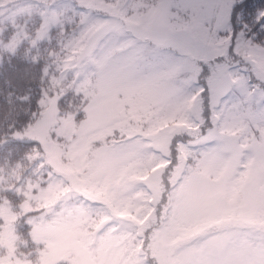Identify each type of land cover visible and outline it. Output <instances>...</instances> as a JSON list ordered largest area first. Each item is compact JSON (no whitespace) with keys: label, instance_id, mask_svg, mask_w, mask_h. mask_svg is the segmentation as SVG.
I'll list each match as a JSON object with an SVG mask.
<instances>
[{"label":"rangeland","instance_id":"rangeland-1","mask_svg":"<svg viewBox=\"0 0 264 264\" xmlns=\"http://www.w3.org/2000/svg\"><path fill=\"white\" fill-rule=\"evenodd\" d=\"M114 1L100 8L112 23L81 25L77 60L60 65L72 63L68 84L90 98L85 117L59 115L46 95L26 132L52 172L41 176L40 160L34 178L0 177L24 208L43 207L26 249L0 202V264H264V44L248 49L239 31L229 46L230 0H183L203 23L175 29L162 20L168 0L155 11L154 0Z\"/></svg>","mask_w":264,"mask_h":264},{"label":"trees","instance_id":"trees-1","mask_svg":"<svg viewBox=\"0 0 264 264\" xmlns=\"http://www.w3.org/2000/svg\"><path fill=\"white\" fill-rule=\"evenodd\" d=\"M178 1L180 0H168L165 3L167 7L162 13V20L168 21L170 28L175 29L181 19L187 22L186 26H189V23L192 25L194 21L196 24L203 23L202 21L197 23L200 17L189 11V5H183V0L177 4ZM160 2L161 0H154L152 5L155 7L151 10H158L161 7ZM230 2L231 10L227 19L230 27L225 30L227 32L225 35L231 39L229 46L232 45L239 31L246 36L248 49L256 44L262 46L264 0H230ZM116 3L114 0H95L94 10L90 11L73 0H0V177H10L13 169L19 168L18 176L34 178L42 167L40 160L46 166V169L43 168L40 173L41 176L45 178L49 172H52L45 162L47 158L45 144L37 138L26 137V132L44 114L43 98L46 95L49 96L47 100L56 101L60 110L59 115L75 120H82L85 117L90 98H83L81 92L75 90L71 83L68 84V78L74 77L72 63L67 65L68 71L65 66L60 65L67 59L77 60V53L70 42L76 30L93 17L98 21L101 16H110L104 19L106 23L101 24V21L96 23V27L111 24L112 22H109L113 20L111 10L106 9L103 12L100 8L103 6L112 8ZM124 4L125 2L121 1V7ZM54 6L58 8L54 9ZM51 9L56 14H53ZM120 11L131 17L139 10L122 11L120 8ZM210 18L211 16L204 20L207 25H210ZM42 29H46V34L40 37ZM81 46H83L81 53L83 55L86 46L83 44ZM174 60L177 64L181 61L177 58ZM226 60L221 55L215 58L216 62L223 61L224 64ZM203 67L207 69L206 61ZM66 73L68 74L61 80L57 78ZM204 74L205 72H202V75ZM53 76L57 78L55 82L51 80ZM57 80L60 81L56 82ZM48 83L52 85L51 88L48 87ZM204 86L208 85L204 83ZM172 145L176 150V139L173 140ZM1 186L0 202L8 201L11 209L16 213L17 237L26 240V249H34L37 240L33 230L35 223L31 219L34 213H40L43 207L24 208L23 205L27 202L26 194L18 193L15 187L1 190ZM35 251L37 253L41 250ZM66 261L60 264H70Z\"/></svg>","mask_w":264,"mask_h":264}]
</instances>
